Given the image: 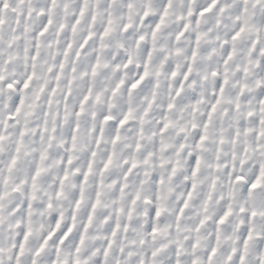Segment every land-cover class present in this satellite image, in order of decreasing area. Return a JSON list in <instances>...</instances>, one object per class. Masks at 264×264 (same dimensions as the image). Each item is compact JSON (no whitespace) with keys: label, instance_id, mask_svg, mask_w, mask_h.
<instances>
[{"label":"snow or ice","instance_id":"obj_1","mask_svg":"<svg viewBox=\"0 0 264 264\" xmlns=\"http://www.w3.org/2000/svg\"><path fill=\"white\" fill-rule=\"evenodd\" d=\"M0 264H264V0H0Z\"/></svg>","mask_w":264,"mask_h":264}]
</instances>
